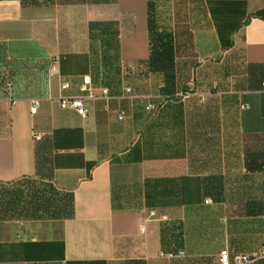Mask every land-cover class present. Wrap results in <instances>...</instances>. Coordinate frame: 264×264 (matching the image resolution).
<instances>
[{
  "label": "crops",
  "instance_id": "1",
  "mask_svg": "<svg viewBox=\"0 0 264 264\" xmlns=\"http://www.w3.org/2000/svg\"><path fill=\"white\" fill-rule=\"evenodd\" d=\"M150 22L172 78L149 70ZM2 73L17 102L0 83V264L264 249V0H0ZM85 77L83 118L59 99L86 98Z\"/></svg>",
  "mask_w": 264,
  "mask_h": 264
},
{
  "label": "built area",
  "instance_id": "2",
  "mask_svg": "<svg viewBox=\"0 0 264 264\" xmlns=\"http://www.w3.org/2000/svg\"><path fill=\"white\" fill-rule=\"evenodd\" d=\"M60 58L58 56H54L51 58L50 60V66L48 68L47 71V76L48 78H53L55 76H59L60 75ZM1 79V83L3 84V90L4 92L7 94V97L10 101H12V104L15 105L16 104V100L13 99V80L5 73H2L0 76ZM60 88L62 90H66L69 88V84L68 83H62ZM262 88L264 91V83H262ZM81 92L86 93V98L83 97H70V98H66V97H61L59 99V105L60 108L66 110H73L75 111L79 116L81 117H86L88 114V109L86 107V100H95L97 98V95L95 93V90L91 87L90 84V78L89 77H85L83 79V84L80 87ZM128 92H130L128 90ZM108 90L107 89H102L101 91V96L103 98H107L108 96ZM39 106V101L38 100H33L32 101V108H31V112L32 114H35L37 111V108ZM123 115H120L119 119H122ZM36 139H40V136H36ZM207 203L209 202L206 201ZM141 232H144V228H141ZM179 256H184L183 252H180L178 254ZM172 256V255H169ZM260 259H264V249H262L261 251L254 253V254H248V255H239L233 258V260H231L230 258V254L227 250H223L220 253L219 256V262L220 264H250L252 262H255L257 260Z\"/></svg>",
  "mask_w": 264,
  "mask_h": 264
},
{
  "label": "trees",
  "instance_id": "3",
  "mask_svg": "<svg viewBox=\"0 0 264 264\" xmlns=\"http://www.w3.org/2000/svg\"><path fill=\"white\" fill-rule=\"evenodd\" d=\"M88 3H104L108 0H86ZM150 40L152 43L150 56L147 61L149 64V70L151 72L164 74L166 77L172 78L173 64H174V52L172 47V39L167 33L157 32L153 28V23L150 22ZM1 83V79H0ZM2 87L3 84L1 83ZM14 91V85L13 89ZM45 163V160H44ZM40 161L38 156H36V166L39 169Z\"/></svg>",
  "mask_w": 264,
  "mask_h": 264
}]
</instances>
